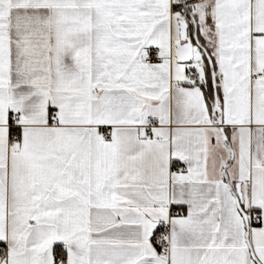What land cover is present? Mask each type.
Returning a JSON list of instances; mask_svg holds the SVG:
<instances>
[{"label": "snow or ice", "instance_id": "6c2138e0", "mask_svg": "<svg viewBox=\"0 0 264 264\" xmlns=\"http://www.w3.org/2000/svg\"><path fill=\"white\" fill-rule=\"evenodd\" d=\"M0 264H264V0H0Z\"/></svg>", "mask_w": 264, "mask_h": 264}]
</instances>
